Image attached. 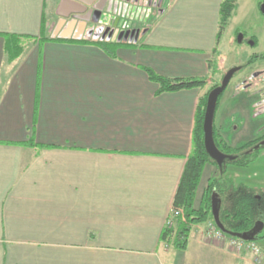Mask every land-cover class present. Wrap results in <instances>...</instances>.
<instances>
[{
  "label": "crops",
  "instance_id": "crops-1",
  "mask_svg": "<svg viewBox=\"0 0 264 264\" xmlns=\"http://www.w3.org/2000/svg\"><path fill=\"white\" fill-rule=\"evenodd\" d=\"M63 1L0 0V264H256L210 236V220L190 225L185 248L178 219L164 239L199 102L222 70L224 0H170L110 41L71 24ZM112 1H97L101 23ZM132 30V42L100 45ZM145 67L206 84L157 94ZM240 109L214 120L222 136Z\"/></svg>",
  "mask_w": 264,
  "mask_h": 264
},
{
  "label": "trees",
  "instance_id": "trees-1",
  "mask_svg": "<svg viewBox=\"0 0 264 264\" xmlns=\"http://www.w3.org/2000/svg\"><path fill=\"white\" fill-rule=\"evenodd\" d=\"M142 1L144 2H141L140 4H150V2L146 3L145 0ZM236 6L237 0H224L221 11L220 33L226 28ZM100 45L107 50H111L116 49L121 45V42H101ZM9 54L11 55V58L17 57L20 54L19 46L17 44L11 46V52H9ZM212 64L214 66L213 74H216L220 64L215 62ZM144 69L149 75V78L159 84L157 94L187 88H197L206 84L205 79H171L157 74L152 68L145 67ZM220 84L221 81L214 83L199 102L194 130L193 149L187 159L180 184L174 196L173 206L175 208H183L186 215L185 221L181 218L178 219V227L173 240L174 245L182 248H185L187 244L191 224L203 223L210 220L215 227L220 230L214 221L211 210L214 193H217L218 198L221 200L220 220L224 225L225 230L222 232L227 237L236 238V234H242L243 232L252 229L256 220V203L253 196L254 189L238 184L237 180L225 175L226 173L224 170H220L218 175L209 178L207 187L203 191L197 205L198 194L205 168L209 164H216V162L209 157L205 148L203 123L208 95L212 89ZM223 95L224 92L219 97L218 105ZM214 138L216 144L221 148L223 140L216 129L215 123ZM249 157L250 156H245L242 159L240 158L232 162L234 164H240L242 163V160ZM172 231V228H168L164 233V239H167Z\"/></svg>",
  "mask_w": 264,
  "mask_h": 264
},
{
  "label": "flooded vegetation",
  "instance_id": "flooded-vegetation-1",
  "mask_svg": "<svg viewBox=\"0 0 264 264\" xmlns=\"http://www.w3.org/2000/svg\"><path fill=\"white\" fill-rule=\"evenodd\" d=\"M145 2L148 3L150 1L145 0ZM152 3L154 2L152 1ZM143 5L148 6V4ZM235 34L237 43L242 46V49L247 51V53L246 51L243 52L242 59L237 65L230 67H239V70L233 76V78L237 76L236 78L238 79L231 89V99L234 98L237 101L236 105H239L241 109L238 117L232 120V124L227 127L224 136L216 128L223 140L221 148L218 145L217 147L227 155L237 156L233 161L242 159L245 156L250 157L242 160L240 164L226 161L223 169L217 163V165H212L216 167L218 172L224 170L225 175L237 180L238 184L254 189L253 196L256 203V220L252 229L246 232L252 231L257 224L259 226L262 225V230L254 240L257 242L264 240V177L261 179L254 177V174H259L264 170L262 169V171L258 172V169L255 167L264 158V50L260 51L258 49L259 42L255 36L247 39L246 35L238 28ZM249 48L251 50L250 54L248 53V51L250 52ZM242 111H251L253 117L246 119L243 117ZM231 167H238L242 171L249 172V174L245 175L241 171V175L238 174L237 176V173L229 170Z\"/></svg>",
  "mask_w": 264,
  "mask_h": 264
},
{
  "label": "rangeland",
  "instance_id": "rangeland-1",
  "mask_svg": "<svg viewBox=\"0 0 264 264\" xmlns=\"http://www.w3.org/2000/svg\"><path fill=\"white\" fill-rule=\"evenodd\" d=\"M114 1L115 0H113L109 5L108 12L104 14L102 23L105 24V17L110 15L111 18H115V21L118 22V25L119 23H121V25L129 24L130 27H133L135 25L136 27L142 29L145 28V26L151 24L157 17V12L160 9L158 4L161 0H155L154 3L148 4V6L140 4L141 2H144L142 0H140L139 2L134 0L137 3L131 1L127 5H121L120 8L116 5V3H114ZM55 17V20H57L58 17ZM237 28L246 35L247 39H250L251 36H255L259 42L258 49L264 50V0H238L236 15L230 20L228 27H226L223 31L225 33V36L222 38L221 45L219 46V49H221L220 51L222 53L219 56H215L218 57L217 61H219V64L222 65V70L220 71V74H218L213 79V83L209 85L208 90L214 85V83L222 81L224 77L223 75H225V73L231 66L237 65L240 62L243 56V52L246 51L242 49V46L240 44L237 43L235 34ZM229 35L231 36L230 38ZM248 53L250 54L251 50L250 52L248 51ZM236 77L237 76H235L231 80L225 90L223 97L221 98L215 114L216 122L218 121V117L222 114L223 110L227 108H233L237 104V101L234 98L231 99V89L238 79ZM208 166V168H205L203 180L201 182L197 205L203 191L207 187L209 178L214 175H218V170L215 166ZM255 167L258 169V172L262 171V169H264V158L258 165H255ZM263 172L264 170L259 174H254V177H256V179H261L262 177H264ZM183 213L186 218L185 211ZM257 242L259 243L261 248L264 249V240H260ZM263 249L262 251L264 252Z\"/></svg>",
  "mask_w": 264,
  "mask_h": 264
},
{
  "label": "water",
  "instance_id": "water-1",
  "mask_svg": "<svg viewBox=\"0 0 264 264\" xmlns=\"http://www.w3.org/2000/svg\"><path fill=\"white\" fill-rule=\"evenodd\" d=\"M98 0H78L77 2L71 0H64L59 8V12L64 16H69L71 12H73V18L71 24H76L77 28L84 29L86 32L87 25L89 23L92 24L91 28L87 30V37L89 39L99 40L106 39L110 41L113 38L115 33V29L111 28L110 24L108 26L101 23V15H102V8L103 5L97 4ZM129 1V0H127ZM139 2V0H136ZM170 1V0H169ZM152 0H150V4ZM67 4L71 5V8L67 6ZM168 4V0L163 3V0L159 2V6L165 8ZM163 10V9H162ZM118 24V22H116ZM101 25L98 28L95 26ZM82 26V27H81ZM146 31V30H145ZM143 31V33L145 32ZM139 32L137 30L127 31L125 34H120L118 36V41H130L132 42L136 34ZM239 70V67L235 66L230 68L226 74L224 75L221 84L212 89L208 95L205 116H204V123H203V130H204V144L209 157L214 160L221 169H223L226 161H233L237 158V156L227 155L223 153L218 147L215 142L214 138V120L215 114L217 110L218 100L220 95L225 91L228 87L231 79L235 75V73ZM220 207H221V200L218 198V194L214 193L212 197V214L214 217V221L216 225L219 227L221 231L224 230V225L221 223L220 220ZM262 225H256V227L249 232H245L242 234H236L235 236L239 239L244 241H254L256 239L257 234L262 230Z\"/></svg>",
  "mask_w": 264,
  "mask_h": 264
},
{
  "label": "built area",
  "instance_id": "built-area-1",
  "mask_svg": "<svg viewBox=\"0 0 264 264\" xmlns=\"http://www.w3.org/2000/svg\"><path fill=\"white\" fill-rule=\"evenodd\" d=\"M131 1L136 2L134 0H129V1H127V0H116L115 3L120 8L121 5H127ZM117 25L118 24L115 23V19L111 20L110 26L112 29L113 28L116 29ZM183 212H184L183 208L173 207V209L171 210V214L169 216V219L167 221V228H173V226L175 225V220H177L179 218H181L185 221L186 218H185ZM210 229H211L210 230V233H211L210 236H213L217 240L228 243V245L230 247H232L233 249H236L239 252L245 251V252L252 253L254 256V261L256 264H264V252L262 251L261 246L256 241H244V240L239 239V238L227 237L222 231L218 230L214 224H211Z\"/></svg>",
  "mask_w": 264,
  "mask_h": 264
}]
</instances>
